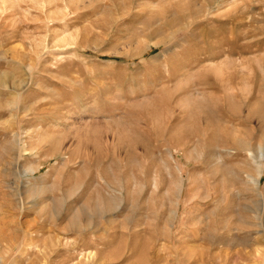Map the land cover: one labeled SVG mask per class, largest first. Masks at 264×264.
Returning a JSON list of instances; mask_svg holds the SVG:
<instances>
[{
  "label": "rangeland",
  "instance_id": "rangeland-1",
  "mask_svg": "<svg viewBox=\"0 0 264 264\" xmlns=\"http://www.w3.org/2000/svg\"><path fill=\"white\" fill-rule=\"evenodd\" d=\"M0 264H264V0H0Z\"/></svg>",
  "mask_w": 264,
  "mask_h": 264
}]
</instances>
